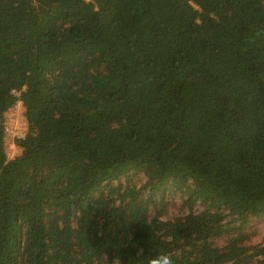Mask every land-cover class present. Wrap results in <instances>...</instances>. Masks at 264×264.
Here are the masks:
<instances>
[{
	"label": "trees",
	"instance_id": "1",
	"mask_svg": "<svg viewBox=\"0 0 264 264\" xmlns=\"http://www.w3.org/2000/svg\"><path fill=\"white\" fill-rule=\"evenodd\" d=\"M263 216L264 0H0V264H264Z\"/></svg>",
	"mask_w": 264,
	"mask_h": 264
},
{
	"label": "built area",
	"instance_id": "2",
	"mask_svg": "<svg viewBox=\"0 0 264 264\" xmlns=\"http://www.w3.org/2000/svg\"><path fill=\"white\" fill-rule=\"evenodd\" d=\"M25 108L23 103L19 100L11 106L7 112L6 120V144H9L14 149L17 148L16 138L22 137L26 134L28 129V122L24 114Z\"/></svg>",
	"mask_w": 264,
	"mask_h": 264
},
{
	"label": "rangeland",
	"instance_id": "3",
	"mask_svg": "<svg viewBox=\"0 0 264 264\" xmlns=\"http://www.w3.org/2000/svg\"><path fill=\"white\" fill-rule=\"evenodd\" d=\"M19 146V145H18ZM12 150V147L11 146H8L7 145V151L10 153ZM14 154L17 152V153H20L21 152V149L20 150H13ZM177 207L175 206V204H172L170 205L169 207V211H174L176 210ZM177 211V210H176ZM248 230H251L253 233L252 235H250L251 237V240L249 243H251V241H262L264 240V216L263 217H260L258 219H255L253 220V222L249 225H247L246 227ZM246 264H251L250 262L246 263Z\"/></svg>",
	"mask_w": 264,
	"mask_h": 264
},
{
	"label": "clouds",
	"instance_id": "4",
	"mask_svg": "<svg viewBox=\"0 0 264 264\" xmlns=\"http://www.w3.org/2000/svg\"><path fill=\"white\" fill-rule=\"evenodd\" d=\"M19 100L23 103V101H22L21 99H18L17 101H19ZM15 104H16V103H15ZM23 105H24V103H23ZM24 108H25V106H24ZM16 144H17V148H16V149H14V148L11 146V147H12L11 152L9 153V152L7 151V152H8V157H13V156H15L16 154H19V153H17V152L14 154L13 150H20V149L22 150V147L17 143V141H16ZM6 145L10 146L9 144H6ZM18 145H19V146H18Z\"/></svg>",
	"mask_w": 264,
	"mask_h": 264
}]
</instances>
